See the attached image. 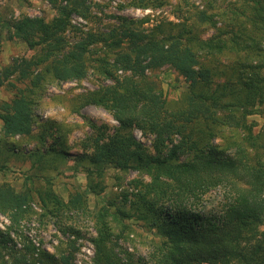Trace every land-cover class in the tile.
Segmentation results:
<instances>
[{"label": "trees", "instance_id": "trees-1", "mask_svg": "<svg viewBox=\"0 0 264 264\" xmlns=\"http://www.w3.org/2000/svg\"><path fill=\"white\" fill-rule=\"evenodd\" d=\"M46 1L55 10L50 20L0 16V29L32 52L0 68V88L9 95L0 102V153L31 163L19 191L0 184V214L9 222L0 231V264H72L81 234L75 223L82 219L93 226L92 264H264V126L249 119L264 117V0H206L202 10L179 0L176 23L144 31L145 20L118 15L105 32L85 33L70 20L95 19L90 0ZM155 1L129 5L167 4ZM206 31L211 33L202 37ZM165 66L186 85L175 100L165 97L153 75ZM89 71L113 83L74 95L67 109H103L117 123L112 133L88 122L83 152L70 157L57 148L63 136L57 128L55 144L44 152L18 154L9 140L32 136V126L42 130L40 142L46 140L45 124L34 116L46 86L80 82ZM135 129L153 137L151 150L134 139ZM70 160L86 184L72 186L63 199L46 171L63 174L57 166ZM109 169L118 181L136 172L129 183L135 191L91 208L88 197L105 191ZM1 171H8L5 161ZM214 192L218 209L210 215L203 203ZM33 220L72 235L70 250L58 259L27 237L16 249L12 236ZM130 234L147 247L146 256L134 260L118 246L131 241Z\"/></svg>", "mask_w": 264, "mask_h": 264}, {"label": "rangeland", "instance_id": "rangeland-1", "mask_svg": "<svg viewBox=\"0 0 264 264\" xmlns=\"http://www.w3.org/2000/svg\"><path fill=\"white\" fill-rule=\"evenodd\" d=\"M132 0H90V12L95 19L84 20L80 17L73 15L71 17V25L74 28L85 33L91 30H100L105 32L108 25H115L116 21L112 16H124L135 21L145 20L142 25L144 31H147L161 22H178L174 16L175 6L179 0H164L167 4L161 7H135L130 6ZM155 1V0H152ZM206 0H189V2L198 10H202L205 6ZM217 5H222L223 0H216ZM157 2V1H155ZM55 15V10L48 4L46 0H0V16L6 20H16L22 16L29 17H43L45 20H50ZM211 32L206 31L202 37H206ZM78 35L70 34V36ZM32 55L26 46L15 39H9V34L6 29H0V68L18 58H28ZM119 76H124V73L118 71ZM126 73L125 75H127ZM147 75L150 73L147 72ZM157 76L159 85L169 100L177 99L180 94L185 90L186 85L181 77H179L172 69L165 66L160 70L153 73ZM112 81H105L98 79L92 71H89L87 76L80 82H67L60 84H48L45 89V95L34 108V116L40 124H45V133L47 134L46 140L42 143L37 137L40 131L38 126H32V136L19 137L16 136L9 140L11 145L17 147L18 154L25 155L37 149L44 152L53 143L51 135H56L57 128H61L63 136L61 135V146L58 150L63 148L67 151L70 157L83 152V143L85 137L91 134V129L88 122H92L97 126H103L106 134H111L113 128L117 123L112 119L111 115L99 107L88 105L81 108L79 111L72 112L73 110L67 109L66 100L71 99L74 95L85 93L86 91H93L99 85H110ZM8 93L4 88H0V102L7 100ZM257 122L258 128L264 126V117L254 115L249 118ZM44 133V134H45ZM134 139L151 150L152 136H144L141 131L133 130ZM2 138L0 132V140ZM8 167V171L0 172V184L6 183L10 185L15 191L22 188L23 173H25L31 166L30 161L17 159L16 157L7 158L4 154L0 153V162H4ZM58 170L63 168V174H57V171L48 170L46 174L54 176L53 190L63 199H67L71 192L72 186L85 187L86 179L84 174L74 171L73 161H68L64 166H57ZM79 167H77L78 169ZM117 172L113 169L107 171L105 177V191L98 197H88V204L91 208L94 206L102 205L106 200L114 198L121 194L123 190L129 193L135 191L130 187V181L136 179L138 174L136 172H129L121 176V180L116 179ZM218 196L217 193H211L206 196L203 203V210L210 215L217 212L218 209ZM35 210L39 211L36 207ZM1 215V214H0ZM2 216V215H1ZM4 217V216H3ZM6 218V217H5ZM7 219V218H6ZM8 220V219H7ZM132 222V221H130ZM133 223V222H132ZM74 225V224H73ZM75 226L80 230V237L74 239L72 235L61 233L55 224L51 222L40 225L36 220L29 224H22L20 231L17 232L19 236L13 235L14 239L22 246V237H27L32 244L41 249H45L50 254L55 255L58 259L60 255L65 254L70 250L68 242L75 240L76 251L73 253L72 264H92L94 256V248L91 238L94 236L92 223L88 220H78ZM264 231V224L260 227ZM12 236V235H11ZM131 241L119 240L117 244L123 251L131 254L133 259L141 256H146L147 247L142 243L141 239L130 234ZM89 252V253H87ZM120 258L124 260V253H120ZM36 264H49L40 263ZM51 264V263H50ZM53 264V263H52ZM55 264H60L55 263Z\"/></svg>", "mask_w": 264, "mask_h": 264}, {"label": "built area", "instance_id": "built-area-1", "mask_svg": "<svg viewBox=\"0 0 264 264\" xmlns=\"http://www.w3.org/2000/svg\"><path fill=\"white\" fill-rule=\"evenodd\" d=\"M8 224H9L8 220L5 217L0 215V231H5ZM15 244H16L15 245L16 249L21 248V244L18 241L15 240ZM87 253H89V252H87ZM76 263L80 264L79 262H76Z\"/></svg>", "mask_w": 264, "mask_h": 264}]
</instances>
